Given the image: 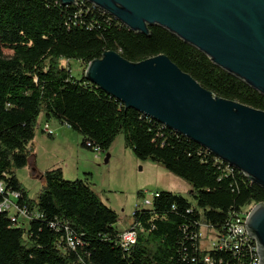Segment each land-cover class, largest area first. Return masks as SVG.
<instances>
[{
    "label": "trees",
    "instance_id": "trees-1",
    "mask_svg": "<svg viewBox=\"0 0 264 264\" xmlns=\"http://www.w3.org/2000/svg\"><path fill=\"white\" fill-rule=\"evenodd\" d=\"M110 50L132 62L167 55L215 95L264 110L263 94L159 25L150 26L148 35L132 31L89 0H0V178L20 193V205L40 215L17 227L0 214V264H206V256L213 264H252L249 252L202 248L198 232L205 222L225 233L232 215L264 202V188L90 82L88 63ZM63 59L82 62V76L73 75ZM43 118L67 124L90 150L109 153L122 134L138 159L185 180L192 199L154 193L150 207L133 214L129 227L137 240L129 248L121 243L119 214L88 177L68 180L61 167L40 172L44 186L32 199L17 170L35 161L33 141ZM67 230L80 241L75 249L65 243Z\"/></svg>",
    "mask_w": 264,
    "mask_h": 264
},
{
    "label": "water",
    "instance_id": "water-1",
    "mask_svg": "<svg viewBox=\"0 0 264 264\" xmlns=\"http://www.w3.org/2000/svg\"><path fill=\"white\" fill-rule=\"evenodd\" d=\"M89 1L132 31L148 35L150 26L166 28L264 95V0ZM85 76L126 108L194 140L264 188V110L215 95L164 54L132 62L106 51L88 63ZM246 227L264 264V202L251 208Z\"/></svg>",
    "mask_w": 264,
    "mask_h": 264
},
{
    "label": "rangeland",
    "instance_id": "rangeland-1",
    "mask_svg": "<svg viewBox=\"0 0 264 264\" xmlns=\"http://www.w3.org/2000/svg\"><path fill=\"white\" fill-rule=\"evenodd\" d=\"M6 55L13 50L4 48ZM72 74L81 77L84 64L76 60H62ZM46 124L54 132L50 136ZM83 136L58 120L46 122L41 119L33 141L35 161L27 167L17 170V176L28 190L32 199L38 197L44 181L39 176L41 171L61 167L68 180L89 178L92 188L102 200L119 214L118 228L123 230L133 222L137 208L150 207L148 203L158 191H173L189 199L190 185L172 174L159 163L152 160L138 159L134 152L125 146L124 136L120 134L114 140L105 162L107 153L82 147ZM144 192V197L139 192ZM215 234L208 227L202 229L201 247L208 248Z\"/></svg>",
    "mask_w": 264,
    "mask_h": 264
},
{
    "label": "built area",
    "instance_id": "built-area-1",
    "mask_svg": "<svg viewBox=\"0 0 264 264\" xmlns=\"http://www.w3.org/2000/svg\"><path fill=\"white\" fill-rule=\"evenodd\" d=\"M93 6L98 7L95 4H93ZM46 130L50 135L54 134V132L50 129L49 124H46ZM88 146H91V143H88ZM94 150L101 151L98 146H94ZM7 184L8 183L5 179L0 178V194L4 197L3 201L0 202V214L6 213L13 223V226L17 227L27 223L28 221L30 222L34 218L40 217L39 213L32 212L28 206L20 205L18 202L20 193L9 189ZM148 203H150L151 205V200ZM250 210L251 209H246L232 215L228 223V229L225 233H220L211 225L202 222L200 224V231L198 232L200 245L203 238L202 229L206 226L212 230L213 234H215L214 240L212 241L208 249L229 250L234 252L235 254H247L249 252L252 254L251 263L259 264L260 259L257 256L256 239L250 236L246 227V221L249 216ZM120 237L123 247L129 248L136 243L137 231L133 227H128L123 230ZM65 241V243L73 249H75L76 246H78L80 243L79 239L68 232V230L65 235ZM205 263L213 264L210 256L205 257Z\"/></svg>",
    "mask_w": 264,
    "mask_h": 264
},
{
    "label": "crops",
    "instance_id": "crops-1",
    "mask_svg": "<svg viewBox=\"0 0 264 264\" xmlns=\"http://www.w3.org/2000/svg\"><path fill=\"white\" fill-rule=\"evenodd\" d=\"M62 170H63V168H62ZM41 172H44V171H41ZM63 173H64V170H63ZM151 200H152V198H151ZM128 227H129V225L127 227L123 228V230L126 229V228H128Z\"/></svg>",
    "mask_w": 264,
    "mask_h": 264
},
{
    "label": "bare ground",
    "instance_id": "bare-ground-1",
    "mask_svg": "<svg viewBox=\"0 0 264 264\" xmlns=\"http://www.w3.org/2000/svg\"><path fill=\"white\" fill-rule=\"evenodd\" d=\"M32 221V220H31Z\"/></svg>",
    "mask_w": 264,
    "mask_h": 264
}]
</instances>
